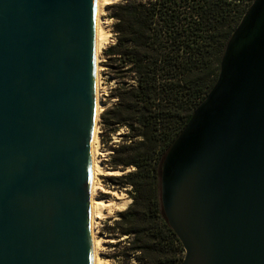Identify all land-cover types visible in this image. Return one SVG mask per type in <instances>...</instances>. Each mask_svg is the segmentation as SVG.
<instances>
[{"label": "water", "instance_id": "1", "mask_svg": "<svg viewBox=\"0 0 264 264\" xmlns=\"http://www.w3.org/2000/svg\"><path fill=\"white\" fill-rule=\"evenodd\" d=\"M96 1L0 0V264H92ZM161 200L182 264H264V0L170 148Z\"/></svg>", "mask_w": 264, "mask_h": 264}, {"label": "trees", "instance_id": "2", "mask_svg": "<svg viewBox=\"0 0 264 264\" xmlns=\"http://www.w3.org/2000/svg\"><path fill=\"white\" fill-rule=\"evenodd\" d=\"M255 0H121L107 7L114 42L103 66L115 84L101 114L111 147L110 176L132 189L110 236L133 238L124 253L140 264H182L185 250L161 200L164 160L216 84L227 45ZM113 103V104H111ZM128 172V171H127ZM118 230V231H116Z\"/></svg>", "mask_w": 264, "mask_h": 264}, {"label": "rangeland", "instance_id": "3", "mask_svg": "<svg viewBox=\"0 0 264 264\" xmlns=\"http://www.w3.org/2000/svg\"><path fill=\"white\" fill-rule=\"evenodd\" d=\"M119 1L121 0H113L112 3H116ZM102 21L105 31L107 33V39L105 41L104 49L102 53H100L98 56L99 57L98 65L100 67L101 104L104 106L102 109L103 110L102 113H103L104 110L107 108L106 104H108V97L110 95V91L115 86V84L110 81V76L107 75L108 69L104 67L102 64L104 63V57H103L104 51L109 47V45H111L114 42L113 40L114 22L110 20V13L107 11V7H105V9L103 10ZM100 121H101V115H100V119L97 122L99 129L97 146L99 152H101L102 154L100 156L101 163L106 169H108V166L112 164L113 152L111 151V147L113 144L118 145L119 143L121 144L123 143L122 136L126 134V130L122 129L117 135H113L111 141L109 135H105L104 139L102 140ZM127 171H124L126 173L123 175H127L131 172H134L135 170L129 169ZM108 177L110 176L99 177L101 190L99 191L98 197L114 203L112 207H109L105 210L106 213L105 218L98 220L97 237L104 239L100 254L104 259L110 261L111 264H140L134 258L131 259V261L129 262L124 256V253H128V249H130V245L133 242L132 241L133 238H131V240L129 239V237H123L121 239H118L110 236L111 232H115L113 228H115V221L119 220V213L125 211L132 204V199L129 195L132 192V189L124 188L123 190H120L116 185H114L109 180Z\"/></svg>", "mask_w": 264, "mask_h": 264}, {"label": "bare ground", "instance_id": "4", "mask_svg": "<svg viewBox=\"0 0 264 264\" xmlns=\"http://www.w3.org/2000/svg\"><path fill=\"white\" fill-rule=\"evenodd\" d=\"M113 0H97L96 1V39H95V81H96V100H97V122L100 119L103 105L101 104L100 92V67L98 65L99 54L102 53L107 39V33L103 26L102 13L105 7L111 4ZM98 125L96 124L94 135L91 144V244H92V264H111L110 261L104 259L101 254V248L104 239L97 237L98 220L104 219L106 216L105 210L114 205L111 201H106L98 197L101 185L99 177L103 176H120L125 174L123 171H112L106 169L102 163L98 150Z\"/></svg>", "mask_w": 264, "mask_h": 264}]
</instances>
